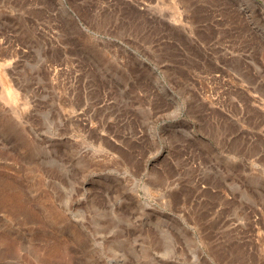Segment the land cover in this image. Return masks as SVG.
<instances>
[{
    "label": "rangeland",
    "instance_id": "rangeland-1",
    "mask_svg": "<svg viewBox=\"0 0 264 264\" xmlns=\"http://www.w3.org/2000/svg\"><path fill=\"white\" fill-rule=\"evenodd\" d=\"M0 264H264V0H0Z\"/></svg>",
    "mask_w": 264,
    "mask_h": 264
},
{
    "label": "bare ground",
    "instance_id": "bare-ground-1",
    "mask_svg": "<svg viewBox=\"0 0 264 264\" xmlns=\"http://www.w3.org/2000/svg\"><path fill=\"white\" fill-rule=\"evenodd\" d=\"M16 195V198H18L19 199V196L17 195V194H15ZM19 202V201H18Z\"/></svg>",
    "mask_w": 264,
    "mask_h": 264
}]
</instances>
